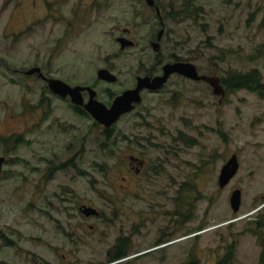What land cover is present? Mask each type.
Returning <instances> with one entry per match:
<instances>
[{
    "label": "rangeland",
    "instance_id": "374dc122",
    "mask_svg": "<svg viewBox=\"0 0 264 264\" xmlns=\"http://www.w3.org/2000/svg\"><path fill=\"white\" fill-rule=\"evenodd\" d=\"M44 1L0 0V155L7 159L0 231L45 263L111 264L108 251L126 237L129 259L118 264H264V99L221 83L251 70L264 82V0H157L166 19L163 60L174 56L219 77L225 94L173 75L122 116L110 137L59 99L51 117L38 121L32 107L42 82L13 70L48 64L69 82L95 83L98 99L109 104L132 86L140 63L149 68L155 51L147 41L158 20L144 18L146 3L138 0H59L56 20L55 0ZM123 28L138 45L120 50L115 37ZM108 65L115 83L96 79ZM52 118L58 127L51 129ZM13 133L23 135L14 146L4 141ZM133 153L147 161L139 176L124 168ZM232 154L238 171L220 188V169ZM51 157L75 166L43 185ZM234 189L241 191L236 213ZM83 203L100 214L85 218ZM1 246L0 258L12 263L14 249Z\"/></svg>",
    "mask_w": 264,
    "mask_h": 264
},
{
    "label": "flooded vegetation",
    "instance_id": "af4514ba",
    "mask_svg": "<svg viewBox=\"0 0 264 264\" xmlns=\"http://www.w3.org/2000/svg\"><path fill=\"white\" fill-rule=\"evenodd\" d=\"M138 1H140V2L144 1L146 3V6L144 8H142V9L145 10L143 12L144 13V18L148 17V19H153V21L155 19L158 20L157 23L159 25V29L156 31L155 35L154 36L151 35L149 37L148 41H147V44L150 46V48L153 51H155V54L151 56V61H150V65H149L148 69L146 68V65H144L143 63H140L138 65V69H143V70H141L138 74L135 75L132 86L128 87L126 89H123L118 94L113 95L111 100H110V102H109V104L104 103L107 107H109L111 105L112 101L114 100V98L116 96L120 95L123 91L135 88V86L137 84V78L148 77L152 81V79L154 77L161 76L163 74V66L165 64L173 63V62H186V61H180L178 58H175L174 56H173L174 59L172 57V60L171 59H167L166 61L163 60L164 56H163V54L160 53V48H161L162 39L164 38V36H165V34L167 32L166 22H165L166 19L162 15L163 14V11H162L163 10V6L161 4H158L157 0H153L154 3L152 5H150L147 0H138ZM43 2L45 3L44 0H43ZM58 2L60 3L59 0H55V1H52V4L54 6H56L58 4ZM170 5H171V2H170ZM59 15H61V11L59 10V7L56 6L54 11H52L51 16L54 19L56 16H59ZM74 15H75V13H74ZM165 17L168 18V16H166V15H165ZM55 19L59 20V19H62V18H55ZM67 23H68V27L74 26L75 17L72 18V19L67 20ZM121 32L122 33L120 35L115 37L117 43L119 44L120 50H125L126 48H130V47L132 48V47H135L136 45H138L137 41H135L131 37V33H132L131 29L123 28L121 30ZM118 38H126L127 40H130L132 42V44L124 46V47H121V44L119 43ZM141 62H142V60H141ZM108 66L107 67H102V68H99V69H106V70L110 71L111 73H113L111 66H109V67ZM33 68H39V70L38 71H34L31 74H27V71H29V70H31ZM49 70H50V68H49L48 64H46L44 67L42 65L37 64V65H32V66H29V67H23L21 69H14L13 70V72L19 73L24 78V80H27V81L31 80L32 83H36L37 81H39L40 83L42 82V85H40L41 90H40L39 101L36 104V106L32 107V109L36 110V112L39 115L38 121L46 122L51 117V114H53L55 112L54 110L56 109V107H55V103L53 102L54 99H59L63 103H65L68 106V108L72 111L73 114L82 115L84 117L92 118V116L86 111L84 105L87 104L89 102V99H90V93H89V90H87V87H90L92 90L95 91L94 98L97 99L98 101H100L98 99V97H97V92L95 90V85H94L95 83L86 84V83L69 82L66 79H63V78H61L59 76H55ZM98 70L96 71V79L97 80L103 81V82H106V83H115L117 81L118 78H117L116 74H114V73L113 74L115 75L116 79L113 82H108V81L99 79L97 77ZM199 74H203V73H199ZM173 75L179 76V77H183L185 79H189V80H192V81H196V80L187 78V77H185L183 75H180L178 73H172V74L169 75V77L167 78L166 82H164L159 88H156V89H151V88H148V87L142 88L140 90V92H139L140 101L138 103H134L133 104V108L130 111L122 113L117 121H119L122 116L132 112L137 107V105H139L141 103V101L143 100V98H144V96L146 94L155 93V92H158V91L162 90L163 87L168 82V80L170 79V77L173 76ZM208 76H210V75H208ZM49 79L61 80L64 83H66L67 85H69L70 87H76V86L82 87L83 89L80 91L82 103L81 104H76L75 102H73L72 98H71V96L69 94L61 95V94L56 93L53 90H51V88L49 87V82H48ZM200 81L205 82L203 80H199V81H196V82H200ZM205 83H207V82H205ZM224 91H225V89H224ZM212 93H213V90H212ZM214 95H216V94H214ZM100 102H102V101H100ZM93 121L95 123H97L94 119H93ZM47 124H48L47 126H50L51 129L55 128V127H58V120L56 118H52V122H49ZM98 125H100V124H98ZM100 126H102V125H100ZM112 126H110L108 128H105L104 126H102L103 127V134L106 137H110L111 136ZM22 136L23 135H20V134L17 135L15 133H13L11 135L6 136L4 138V141L5 142H13L14 144H12V146H14L19 141H22V138H23ZM0 156L4 157V162L2 164V169H1V172H0V178H1L3 176V173H4L3 166L7 163V159H6V157L4 155H0ZM127 159H128V163H127L126 166L124 165V168L126 169V171L129 172V173L133 172L134 176H139L142 173L143 169L145 168V166L147 164V161L140 154H135V153L129 154L127 156ZM46 161H47V166L43 167L44 171L42 172V175H41V177L39 178V181H38V183H41L43 185L48 184L50 181H52L54 179V177L56 176V173L59 172L60 170L67 169L68 166H70V167L75 166V164L71 163V161L65 162V163H62V164H59V165H57V164L55 165L54 164V159L52 157L49 160H45V162ZM126 178H127L126 176H121V179L123 181H125ZM124 188H125L124 185H122V189H124ZM83 206H91V205L83 203V204H80L79 207H78V210H79V212H80V214L82 216H84L85 218H90L91 216H85L81 212V208ZM263 206H264V202H263ZM89 227L91 228L92 226L89 225ZM10 231L13 232V233H19L20 234V232H18L16 230H10ZM120 240L125 243L126 252L128 254V249L127 248H128L129 243L127 241V238L126 237H120V238L117 239L116 243L118 241H120ZM0 241L1 242H5L4 246L0 245L2 248L14 249L13 253L10 254L11 257H12L11 260H13L12 263L8 262L7 260L5 261L4 259L0 258V264H7V263H9V264H54V263H49V262L45 263L37 255H36L35 259H33L34 256L31 257V255H28L29 254L28 250L24 249L26 247L14 245L13 244L14 241H12L11 239H8V237L6 235H4L2 233V231H0ZM28 256L30 258H28ZM108 258L109 257H107V259ZM127 258H128V255L123 257V258H120L118 260L110 261L108 259V261L111 264H118V263H122V262L127 261L129 259V258L128 259Z\"/></svg>",
    "mask_w": 264,
    "mask_h": 264
},
{
    "label": "water",
    "instance_id": "95a60500",
    "mask_svg": "<svg viewBox=\"0 0 264 264\" xmlns=\"http://www.w3.org/2000/svg\"><path fill=\"white\" fill-rule=\"evenodd\" d=\"M150 5L154 2L153 0H147ZM121 47L131 45L132 42L126 38H118ZM156 45V44H155ZM39 68H33L27 71V74H31L34 71H38ZM172 73H178L187 78L199 81L203 80L207 82L216 95L223 96L225 91L220 83V79L217 76H208L205 74H199L196 66L191 62H173L167 63L163 66V74L161 76L154 77L152 81L148 78H137V84L135 88L123 91L120 95L116 96L112 101L111 105L107 107L104 103L98 101L94 98L95 91L90 87H87L90 93V99L87 104L84 105L86 111L92 116V118L100 125L108 128L112 126L120 117L122 113L130 111L133 108L134 103L140 101L139 92L142 88L148 87L151 89L159 88L167 78ZM40 75V74H39ZM97 77L99 79L113 82L116 77L113 73L106 69H99L97 72ZM49 87L56 93L61 95L69 94L72 101L76 104H81L80 91L82 87H70L66 83L58 79H49ZM4 162V157L0 156V172L2 169V164ZM239 168V163L236 154H232L231 157L222 165L219 175H218V186L220 188L225 187L230 180L236 175ZM229 204L232 212H238L241 205V191L240 189H234L229 196ZM81 212L85 216H97L99 211L92 206H83Z\"/></svg>",
    "mask_w": 264,
    "mask_h": 264
},
{
    "label": "trees",
    "instance_id": "16d2710c",
    "mask_svg": "<svg viewBox=\"0 0 264 264\" xmlns=\"http://www.w3.org/2000/svg\"><path fill=\"white\" fill-rule=\"evenodd\" d=\"M221 83L229 89L245 88L257 91L262 99H264V82L261 80V75L257 70H251L248 73H229L227 77L221 79ZM108 132V131H107ZM127 256L125 243L118 241L108 251V259L110 261L118 260Z\"/></svg>",
    "mask_w": 264,
    "mask_h": 264
}]
</instances>
